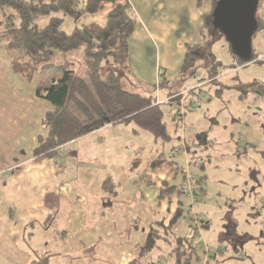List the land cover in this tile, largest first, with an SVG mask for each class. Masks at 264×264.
Listing matches in <instances>:
<instances>
[{"label":"crops","instance_id":"obj_1","mask_svg":"<svg viewBox=\"0 0 264 264\" xmlns=\"http://www.w3.org/2000/svg\"><path fill=\"white\" fill-rule=\"evenodd\" d=\"M129 2L137 20L130 39L131 75L139 85L150 89L160 82L164 74L169 84L155 92L157 95L154 97L157 96L165 102L168 100V93L174 91L171 87L179 82L175 77L182 67L186 45L202 43L203 17L212 12V6L206 2L199 7L197 0ZM206 77L203 80L195 77L182 85L184 88L201 87ZM197 80L202 82L191 83ZM23 90L26 88L21 78H0V264H30L42 256H49L50 264L56 259H62L61 264H67L65 258L76 259L82 255L92 257V251L97 245L90 241V232L99 219L102 209L100 202L103 199L107 201L109 197L104 188L106 181L119 185L116 189L117 197L111 200L119 197L117 201L128 204L127 208L135 207L138 214L141 210L136 221L129 215L125 216V221L133 226L129 227L128 236L133 233V228L135 231L143 223L142 211L147 205L158 210V216L166 213L171 217L184 198L183 203H189L187 195H178V190L183 189L180 186L183 182L177 175L178 162L165 157L171 164L152 166V162L163 154L159 149L148 156L145 162L136 157L130 167L132 176L126 177V182V178L112 173L113 164L116 163L112 152L122 147V138L124 136L126 139L128 135L127 130H119L124 124L105 126L60 148L51 157L36 159L33 151L37 145V137L42 132L39 122L48 112L46 110H53V106L38 99L33 89L30 88L25 94ZM162 92L165 94L158 95ZM170 108L172 115L176 107ZM35 114L38 116L34 118ZM190 117L191 115H184L185 127V123L190 122ZM192 123L188 125L193 128ZM200 123L204 124L200 129L189 131L188 126L182 140V143L187 141L190 144L195 141L199 146L197 149L190 148L185 153L189 157L196 155V152L201 155L213 146L210 134L214 131V123L210 126H206L204 121ZM133 133L140 135L142 131L133 130ZM152 141L158 144L154 137ZM165 143L167 142H163ZM78 147L84 150L88 148L90 154L86 155ZM93 153L96 155L93 156ZM135 160L138 161L136 165ZM143 164L145 170L139 174ZM101 215L100 222L103 221L107 231L109 217H105L104 212ZM112 215L116 217L114 221L123 220V211ZM202 221V227H210L208 222L203 219ZM180 222L172 230L171 236L169 235L171 249L174 238H186L191 232L192 225L186 227ZM134 223L138 225L135 226ZM187 229L189 232L186 234ZM201 239L203 241L202 237ZM239 245L243 246L241 240L235 242V249ZM111 249L115 251V247ZM225 252L226 243L213 250L212 264ZM146 254L149 258L152 257L148 251L141 255H131L127 264Z\"/></svg>","mask_w":264,"mask_h":264},{"label":"rangeland","instance_id":"obj_2","mask_svg":"<svg viewBox=\"0 0 264 264\" xmlns=\"http://www.w3.org/2000/svg\"><path fill=\"white\" fill-rule=\"evenodd\" d=\"M257 17L264 20V0H260ZM105 18V13L95 16L87 15L81 20V23L97 21L103 24ZM48 21L49 18L41 17L38 18L37 23L43 27ZM73 27V20L66 18L63 29L69 32L73 30ZM201 34L203 40L198 45L201 46L204 59L199 63V69H197L195 76L199 80H203L211 68L207 57H205L207 51H210L211 44L220 38L216 31L208 29H202ZM252 47L258 56V60L264 62V29L257 32L253 37ZM213 53L224 67H230L233 64L225 40H219L213 46ZM80 61L81 55L79 53L59 54L54 60L57 68L64 66L67 62H72L78 69L81 68ZM61 74L55 68L41 74V80L35 79L34 82L27 83L11 70L9 59L0 44V78H21L26 88L22 91L23 93H27L30 88L35 91L36 87L40 86L41 81L44 84H50L53 77H60ZM168 74L172 75L171 72ZM175 78H180V76L177 75ZM218 78V83L209 79L205 80L201 87L196 86L197 88L193 93H190L186 88L182 89L179 82L176 86H172L171 89L174 91H170L169 95L179 91H188L189 97L185 103V114L186 116L191 115V117L190 122L185 123V127L175 117H172L171 108L165 106L168 131L174 137L165 144L162 140H157L158 144H155L152 141L153 137L143 130H141L140 135H135L133 130L140 129L134 123L119 127V130H127L128 135L126 139L123 136L122 147L112 152L116 162L113 164L112 173L124 178L132 176V170L130 171L132 161L136 157H140L145 162L148 156L153 155L159 149L165 157L174 159L179 164L180 174L178 177L183 182V185L180 184V186L183 187L184 195L189 198L187 199L189 203L183 205L184 216L180 220V224L186 227L189 224L192 225L190 226L192 233L190 232L186 238L194 246L203 248V259L200 264H212L213 250L219 248L222 243H226L227 252L223 253L222 257L215 259L213 261L215 264H264V103L257 97L255 99L254 95L240 99V93L233 88L237 83L250 84L255 81L264 83V63L252 62L235 68L230 67L228 71H223ZM199 80L191 83L202 82ZM123 86L125 90L140 93L143 96L157 95L152 91L153 89L139 85L131 75V71L123 80ZM163 94L165 92L158 93V95ZM197 95L202 96L198 97ZM177 103H179L177 107H181V100ZM194 103H197V109ZM37 116L38 114H35L34 118ZM43 119L44 116L39 122L42 128L41 133H45L42 125ZM202 121L206 122V126L214 123V131L210 134L213 146L201 155L196 152V155L193 154L192 157H189L185 153L190 148L197 149L199 146L195 141L192 142L191 140L192 144H190L187 141L182 143V140L185 138L188 126L189 131L190 129H200L204 126L200 123ZM191 122H193V128L188 125ZM180 146L182 150L173 154L180 149L178 148ZM78 148L82 149L81 147ZM82 150L86 155L87 153L90 154L88 148ZM95 155L93 153V156ZM140 168L139 174L145 170L144 164ZM184 177L186 179L183 180ZM199 177L205 178V184L202 185L203 192L195 184ZM126 181L127 178L124 179V182ZM118 199L119 197L111 200L113 204L104 199L100 202L102 209L99 213V219L96 220L90 232V241H94V245H97V248L92 251L93 256L82 255L76 259L65 258L67 264H127L131 255H141L146 251L152 256L149 259L153 261L160 259L164 264H170L169 258L165 259L159 256L167 257L169 255L172 246L169 245L171 238L166 235L164 228L157 223L165 222V226H168L170 216L166 213L158 216V210L147 205L142 211L143 223L139 224L137 230L134 231L133 228V233L128 236L129 227L133 226L129 221H125V216L129 215L136 221V216L141 214V210L138 214L135 207L127 208L128 204L121 203L117 201ZM184 200L185 198L183 202ZM121 211H123V220L121 219V222L114 221L116 217L111 216V214ZM102 212H104L105 217H109L107 231L102 224L103 221L100 222ZM158 218L159 221H156ZM202 219L208 222L210 227H201ZM196 224L197 227L194 228ZM134 225L138 224L134 223ZM152 230H159L162 238H157L152 248L147 249L152 244ZM187 231L188 229L186 234ZM237 240H241L243 246L239 245L235 249L234 244ZM172 244L174 246L175 239ZM113 247H115V251L111 249ZM120 251L121 253H118ZM62 262V259H56L53 264H61Z\"/></svg>","mask_w":264,"mask_h":264},{"label":"trees","instance_id":"obj_3","mask_svg":"<svg viewBox=\"0 0 264 264\" xmlns=\"http://www.w3.org/2000/svg\"><path fill=\"white\" fill-rule=\"evenodd\" d=\"M206 2L212 4V12L203 17V30L216 31L219 40L226 41L233 59L230 67L235 68L252 62L264 63L258 60L254 50L248 60L241 59L234 52L214 22L213 14L219 0H197L199 7ZM102 13H106L103 24L97 21L81 23L87 15ZM41 17L49 18L43 27L37 23ZM66 18L74 22L72 31L63 29ZM257 21L259 32L264 29V20L257 17ZM136 23L128 0H0V44L9 59L11 70L27 83L40 79L45 71L55 68L62 73L60 77H53L50 84L41 81L40 86L35 89L38 99L53 106V110L45 114L42 122L45 133L37 137V145L33 151L36 159L51 157L60 148L108 125L134 123L138 129L150 133L155 140L171 141L165 120V106L177 108V102L183 98L184 91L169 95L171 98L168 97V100L163 102L157 96H143L125 90L123 86V80L130 72V39ZM219 40L211 44V50L207 51L205 56L211 65L205 80L219 82L221 73L230 68L224 67L213 53V46ZM186 49L182 67L177 74L180 76V85L195 78L198 65L204 59L200 45H186ZM73 53L81 55V68H75L72 62L56 67L54 60L59 54ZM168 84L163 74L160 82L151 87V90L157 92ZM185 88L193 93L197 87ZM233 88L240 93V99L254 95L264 103V83H237ZM178 148L180 149L174 154L182 150L181 146ZM137 163L135 160L134 165ZM166 164L171 163L163 154L152 162L154 167ZM179 174L180 172L177 173L178 176ZM204 181V177H199L195 182L201 192L204 191ZM118 186L111 181L105 182L108 200L117 197ZM178 195H184L183 189L178 190ZM179 205L170 217L168 226H165V222H159L167 236L172 234V230L184 216V203L180 202ZM151 237L152 244L147 249L152 248L157 238H162L159 230H152ZM174 239L175 244L169 255L160 256L161 258H169L170 264H200L204 252L202 247L194 246L187 238ZM30 264H50V257H38ZM130 264L164 262L160 259L153 261L146 254L144 257H137Z\"/></svg>","mask_w":264,"mask_h":264},{"label":"water","instance_id":"obj_4","mask_svg":"<svg viewBox=\"0 0 264 264\" xmlns=\"http://www.w3.org/2000/svg\"><path fill=\"white\" fill-rule=\"evenodd\" d=\"M260 0H219L214 22L241 59L252 56V41L258 30L257 12Z\"/></svg>","mask_w":264,"mask_h":264},{"label":"built area","instance_id":"obj_5","mask_svg":"<svg viewBox=\"0 0 264 264\" xmlns=\"http://www.w3.org/2000/svg\"><path fill=\"white\" fill-rule=\"evenodd\" d=\"M183 98L181 99V103H180V106L181 107H177L173 110L172 114L173 116L175 117L176 120H178L181 124H183V120H184V115H185V112H186V107H185V103H186V99L189 97V93L188 91L187 92H184L183 93ZM194 106H196V109L198 107L197 103H194ZM183 128V126H182ZM175 152H173L174 154ZM197 227V224L194 226V228ZM200 240V239H199Z\"/></svg>","mask_w":264,"mask_h":264}]
</instances>
